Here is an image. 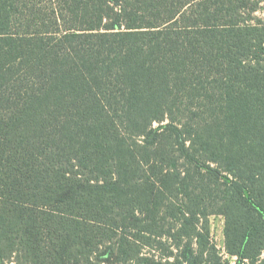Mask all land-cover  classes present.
I'll return each mask as SVG.
<instances>
[{
  "label": "trees",
  "instance_id": "obj_1",
  "mask_svg": "<svg viewBox=\"0 0 264 264\" xmlns=\"http://www.w3.org/2000/svg\"><path fill=\"white\" fill-rule=\"evenodd\" d=\"M264 264V0H0V264Z\"/></svg>",
  "mask_w": 264,
  "mask_h": 264
},
{
  "label": "rangeland",
  "instance_id": "obj_2",
  "mask_svg": "<svg viewBox=\"0 0 264 264\" xmlns=\"http://www.w3.org/2000/svg\"><path fill=\"white\" fill-rule=\"evenodd\" d=\"M210 230L213 243L226 264H239L237 257H232L227 251L226 218L223 215H214L210 218ZM261 259H264V255ZM14 264V263H11ZM257 264H260L257 263Z\"/></svg>",
  "mask_w": 264,
  "mask_h": 264
}]
</instances>
